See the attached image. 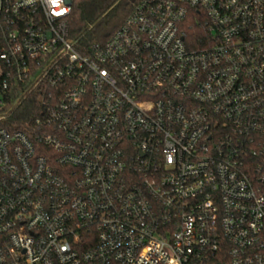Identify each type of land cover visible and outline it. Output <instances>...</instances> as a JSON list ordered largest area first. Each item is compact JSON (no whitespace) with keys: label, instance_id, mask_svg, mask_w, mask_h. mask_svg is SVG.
<instances>
[{"label":"built area","instance_id":"2783aa9c","mask_svg":"<svg viewBox=\"0 0 264 264\" xmlns=\"http://www.w3.org/2000/svg\"><path fill=\"white\" fill-rule=\"evenodd\" d=\"M71 3L0 0V264H264V0Z\"/></svg>","mask_w":264,"mask_h":264},{"label":"trees","instance_id":"16d2710c","mask_svg":"<svg viewBox=\"0 0 264 264\" xmlns=\"http://www.w3.org/2000/svg\"><path fill=\"white\" fill-rule=\"evenodd\" d=\"M141 0H72L67 17L68 31L78 39V46L93 42H104L121 25L135 5ZM195 33L203 32L201 25H194ZM31 118L28 105L21 107L12 117L19 128L26 114Z\"/></svg>","mask_w":264,"mask_h":264}]
</instances>
